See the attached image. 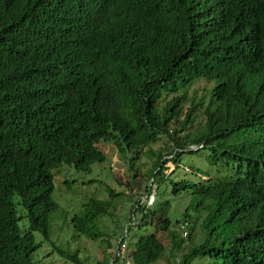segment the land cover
<instances>
[{
  "label": "trees",
  "instance_id": "16d2710c",
  "mask_svg": "<svg viewBox=\"0 0 264 264\" xmlns=\"http://www.w3.org/2000/svg\"><path fill=\"white\" fill-rule=\"evenodd\" d=\"M112 1L0 0V232L6 231L0 264H31V237L13 243L19 218L48 237L45 211L59 209L41 194L47 180L15 179L9 170L25 163L28 143L38 157L90 171L104 160L96 142L139 156L163 136L171 139L176 166L185 152L206 150L216 168L197 182L174 181L159 169L157 154L147 173L158 188L168 182L174 196H199L195 206L203 207L205 236L194 244L188 226L190 245L176 264L207 258L264 264V0H144L145 7L142 0H119L130 7L127 26L109 18ZM200 79L212 85L194 99L188 89ZM88 105L94 106L85 120ZM198 112L202 126L196 125ZM172 122L178 127L170 129ZM106 189L111 202L91 200L70 219L88 238L97 239L96 218L120 194ZM145 216L138 226L153 231L135 242L134 264L163 255L158 231L169 233L174 247L185 242L170 229L166 211H148V221ZM181 219L189 223L186 209ZM52 246L64 261L86 264L77 253Z\"/></svg>",
  "mask_w": 264,
  "mask_h": 264
},
{
  "label": "rangeland",
  "instance_id": "374dc122",
  "mask_svg": "<svg viewBox=\"0 0 264 264\" xmlns=\"http://www.w3.org/2000/svg\"><path fill=\"white\" fill-rule=\"evenodd\" d=\"M211 85L212 82L210 81L204 79L197 80L188 89V94L190 97L198 99L204 94L207 95ZM203 88H206V90ZM206 99L207 97H205ZM201 109L202 107H200V111ZM195 121L196 125L202 126L204 116L198 112L195 116ZM176 127H178V122H172L169 126L170 129H175ZM197 147L199 146L191 145L188 149H196ZM97 148L104 155L105 160L91 165V170L95 169L94 173L89 174L92 175L90 178H84L83 180L85 182L92 181L82 185L78 183L76 185L77 191L74 193L75 197H72V195L69 196L71 197L69 201L61 198L58 194L54 196V199L59 204V208L64 209V212H68V215L65 216L63 221L60 215L53 216L50 240L54 245L66 249L69 252L77 250L79 256L86 264H102L104 257L109 258L111 256L117 239L123 234L125 226L128 225L129 233L127 239L130 249L134 248L135 242L141 235L153 231V228L145 225V223L140 224L138 227L130 225L131 221H133L132 207L136 206L140 199L142 200V205L144 204L143 196L148 192L145 190L146 186H151V191L155 190V201L153 206L151 205L152 207L149 206L145 209V221H148L146 218L148 211L155 210L156 214L166 211L172 221L170 224L171 229L176 225V220L180 219L181 221V214L186 209L188 220L191 224L190 229L192 228V242L197 244L204 238L206 232L204 231L203 233L202 229L204 214L201 210L203 207L202 205L199 207L195 206L199 201V196L197 195L198 197H196L190 194L189 191H181V193L174 196L170 193L171 185L168 182H163L158 188L154 179L147 178V173L153 167L152 163L155 158L150 153L163 154V161L159 169L163 171L164 176L172 178L174 181L185 178L191 182H197L200 178L204 179V177H201L202 174L213 175L215 173L216 168L209 162L210 157L208 151L185 152L180 158V165L175 166L170 156V151L173 148L170 137H160L155 143L142 149L139 156L135 154V150L121 154L123 152H119L115 145L108 141L99 142ZM75 172L73 171V174ZM79 175L80 177H84L83 172H80ZM106 187H109L113 194H120L113 197V207L111 209L110 206L108 214H102L96 220L95 232L97 233V239L76 234L69 224V217L75 212L79 198H81V208L76 214L81 215L83 211L82 204L86 203L89 198L110 200L111 202V197ZM110 210L112 217L109 214ZM141 214L140 211L135 212L134 218L137 223L139 219L141 220ZM157 238L164 245L165 251L159 260L150 264H176L181 255L187 250V246L190 245L189 242L185 241L183 245H180L181 249L179 250L180 247L172 246L171 235L162 231H158ZM50 250L51 248L48 249L46 246H42L36 252L35 258L42 257L45 251H47L46 256L50 257L52 255ZM46 262L47 264H72L71 262L56 258L55 255L50 257V262L48 260ZM191 264L213 263L210 258H207V260L196 259ZM216 264H219V262Z\"/></svg>",
  "mask_w": 264,
  "mask_h": 264
},
{
  "label": "clouds",
  "instance_id": "9594fccd",
  "mask_svg": "<svg viewBox=\"0 0 264 264\" xmlns=\"http://www.w3.org/2000/svg\"><path fill=\"white\" fill-rule=\"evenodd\" d=\"M140 6L145 7L144 0L141 1ZM111 15H114L116 21L118 23L123 24L124 26H127L128 24H130L131 21L133 20V17H132V15L130 13V7L128 6V4L127 3H124V2H121L119 0H113L111 2L110 10H109V18H110ZM105 31H106V29H105ZM104 34H105V32H104ZM119 69H120V67H118L114 71L112 77H114L116 75V73H118ZM93 106L94 105H88L85 108V120L91 115V110H92ZM163 137H167V136H163ZM101 141H99V142H101ZM99 142H96L94 144V147L97 150H99L97 148V144ZM149 145H147V146H149ZM115 147H116V145H115ZM116 149H117V147H116ZM192 150H195V149H192ZM121 154H124V152L121 153ZM22 155H23V157L25 159V163L24 164H22V165H15L14 168H12V166L9 167V170L12 173V175L14 176V178L15 179H18V178H20L23 175L29 174V177H30L29 178V181H31V182H33L35 184H36V182L37 183L40 182V180H42V179L47 180L49 182V184H48V186L46 188H44L41 191V194H44L47 198H49L53 203L55 202L56 204L58 203L54 199V196L56 194H58L61 198H64L67 201H69L71 199V197H69V196L72 195V197H75L74 196V193L77 191L76 185L78 183H80L82 185V184L91 182L92 180H89V181L85 182L83 179L84 178H86V179L87 178H90V176H92V175H89V174L94 173V171H95V169L91 170V165L92 164L89 165L90 166V171H88V170H76L74 168L73 164L72 165H69V164H67V163H65L63 161L58 160V159H53L51 161V160L43 159L41 156L38 157V156H36L37 154L31 149L30 143H28L25 146L24 153ZM151 155H154V157H155L154 160H153V162H154L156 160V155L157 154L152 153ZM160 156H162V158H163V154H161ZM170 156H171V153H170ZM104 160H105V157H104ZM31 161L34 162V165L33 166H30ZM174 165L176 166V164H174ZM74 169L76 170L75 174H73ZM80 172H83L84 173V177H80V175H79ZM201 177H203V176L201 175ZM204 179H206V177H204ZM24 185L26 187H29L30 186V184L28 183V181H27V184H24ZM151 190H152V188L150 186L149 191L146 192L145 193L146 195L143 196V201H144V204L143 205H142V200L140 198H139L140 200L138 199L139 202L136 204V206H134V209L137 212H139L138 209L140 208V206L143 207L144 209H147L151 205L153 206V203L155 201V190H153V191H151ZM149 195H152L153 196V198L150 199V200L148 199ZM15 196H16V198L20 202V199L18 198V195H15ZM91 200H96V199L95 198H89L87 202H90ZM78 201L79 202L76 204L77 205V208L75 209V212L79 211L80 208H81L80 207L81 198H79ZM83 204H85V203H83ZM112 207L113 206H111V209H112ZM132 209H133V207H132ZM134 209L131 210L132 215H133V221H131L130 225H135L136 227H138V224L141 222V220L139 219V222L138 223L136 222V219L134 218L136 211H134ZM21 214L23 215L24 212L21 211ZM45 214H47V216L49 217L48 237H45L44 236V232H42L41 230L32 228L31 227V224H30V221H28V219H26L24 217H21V218L18 217L19 218V221H18V224L16 226L17 234L14 235L13 243L16 242L20 237H23V236H30L31 237V239L33 240V245L35 247V249L33 250V252L29 256V262L31 264H47L46 261L48 260V262H50V257L52 255H55L56 258H59V259H61V260L64 261V259H62L61 257L57 256L55 254V252L53 251V248H52L53 246L52 245H54V244L50 240V231H51V227H52L53 216L54 215H58V216L60 215V218L63 221V219L65 218V216L68 215V212H64V209H60L59 208L56 211H51V210L45 211ZM72 214H71V216H72ZM109 214L111 216V214H112L111 210H110ZM145 214L146 213H145V210H144V213L141 214V219H142V217L145 216ZM0 215H1V213H0ZM100 215H102V213ZM103 215H106V214H103ZM71 216L69 217V220L71 219ZM98 217L96 218V220L98 219ZM96 220H95V224H96ZM69 224H70L71 228H73V226L71 225V223H69ZM188 226L189 227L191 226L190 222L188 223L187 220H185V219H181V221H180V219H179L178 220V223L174 226V228H171V229H174V232L176 231L178 233L177 234L175 232V234L178 237H180L182 240L186 241L187 234H188ZM128 230H129V226L127 225V226H125V228L123 230V234L117 239L116 244H115V247L112 250L111 256H109V258L107 257L108 258L107 264H121V263H123L122 262V259L117 254V252H118V250H119L122 242H125V248H124L125 258L128 259V260H130L131 263L134 264L133 252L135 250V247L132 248V249H130L129 241L127 239L128 233H129ZM73 231H75L76 234H81L78 231H76L74 228H73ZM5 236H6V231L5 232H0V243L4 240ZM42 246H46L48 249L51 248L50 251H51L52 255L50 257L49 256H46V252L47 251H45L43 253L42 257L35 258L36 252L39 251L40 248H42ZM70 253L71 254L77 253V255L79 256L77 250L74 251V252H70ZM67 262H70V261H67ZM102 262H103L102 264H105L104 263V260H102Z\"/></svg>",
  "mask_w": 264,
  "mask_h": 264
},
{
  "label": "built area",
  "instance_id": "2783aa9c",
  "mask_svg": "<svg viewBox=\"0 0 264 264\" xmlns=\"http://www.w3.org/2000/svg\"><path fill=\"white\" fill-rule=\"evenodd\" d=\"M153 196L152 195H149L148 199H152ZM124 248H125V242H122L121 243V246L117 252V254L119 255V257L122 259V262L121 264H132L130 260L126 259L125 258V255H124ZM125 258V259H124Z\"/></svg>",
  "mask_w": 264,
  "mask_h": 264
},
{
  "label": "bare ground",
  "instance_id": "6f19581e",
  "mask_svg": "<svg viewBox=\"0 0 264 264\" xmlns=\"http://www.w3.org/2000/svg\"><path fill=\"white\" fill-rule=\"evenodd\" d=\"M75 171V170H74Z\"/></svg>",
  "mask_w": 264,
  "mask_h": 264
}]
</instances>
